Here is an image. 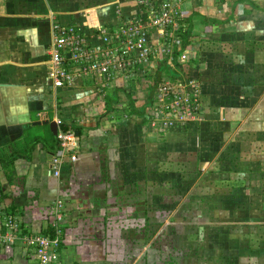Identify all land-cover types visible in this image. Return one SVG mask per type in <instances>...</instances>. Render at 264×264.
<instances>
[{"label": "crops", "instance_id": "crops-1", "mask_svg": "<svg viewBox=\"0 0 264 264\" xmlns=\"http://www.w3.org/2000/svg\"><path fill=\"white\" fill-rule=\"evenodd\" d=\"M147 1L167 0H0V158L32 144L31 160L0 162V210L26 233H50L60 200L58 264H154L153 231L140 224L152 222L147 208L172 173L240 175L241 204L264 206V0H170L183 13V54L159 50L148 70L104 87L83 79L53 89L47 80L53 23L110 27ZM162 80L195 83L200 118L160 113ZM44 121L77 138L76 160L64 156L59 177L51 167L57 138L35 124ZM0 264L37 260L17 245L0 247Z\"/></svg>", "mask_w": 264, "mask_h": 264}, {"label": "built area", "instance_id": "built-area-1", "mask_svg": "<svg viewBox=\"0 0 264 264\" xmlns=\"http://www.w3.org/2000/svg\"><path fill=\"white\" fill-rule=\"evenodd\" d=\"M144 9V12L133 18L98 29H86L78 24L53 23L52 39L46 52V78L53 89L71 88L75 82L83 79H98L102 82L98 85L102 86L116 77H128L148 68L147 65L155 55L153 49L156 53L160 50L166 57L171 55L173 58L174 53L169 51L164 42L159 50L155 49V46L160 45L157 35L164 37L183 30L182 11L170 0L155 5L147 1ZM173 42L175 47L181 49L183 41L175 37ZM156 94L160 101V113L169 118L182 122L200 118V89L192 81L181 86L162 80L157 84ZM57 140L59 152L51 163L55 177L60 176L64 156L75 161L77 155L74 152L78 148L73 131H60ZM62 208L61 201H56L50 233H26L19 217L0 210V247L19 245L30 251L37 264H58Z\"/></svg>", "mask_w": 264, "mask_h": 264}, {"label": "rangeland", "instance_id": "rangeland-1", "mask_svg": "<svg viewBox=\"0 0 264 264\" xmlns=\"http://www.w3.org/2000/svg\"><path fill=\"white\" fill-rule=\"evenodd\" d=\"M184 33L180 30L164 37L157 35L160 45L155 49L164 42L172 53L183 54L173 41L177 37L181 42ZM153 53L159 55L154 49ZM192 171H188L186 180L184 175H170L169 190L159 189L158 196L151 199L154 206L147 208L153 214L152 222L140 224L142 229L153 231L147 238L155 250L153 263L264 264V206L241 204L245 186L240 175L227 181L224 175L195 176ZM253 178L256 187L258 181L255 175ZM161 194L167 200H160ZM257 231L262 232L260 237Z\"/></svg>", "mask_w": 264, "mask_h": 264}, {"label": "trees", "instance_id": "trees-1", "mask_svg": "<svg viewBox=\"0 0 264 264\" xmlns=\"http://www.w3.org/2000/svg\"><path fill=\"white\" fill-rule=\"evenodd\" d=\"M184 45H185V41H184ZM66 127H63V130H65ZM37 141V140H36ZM56 141L58 142V140L56 139ZM33 143V142H32ZM34 144V143H33ZM30 146H32V144H29V147L27 148V150H25L24 152H20L19 150L13 151L11 154H9L7 157H3L0 158V162L4 165L7 166V164H11L12 162H14L16 159L19 158H24L26 160H31L32 159V155H31V150ZM9 160L10 163H7V161Z\"/></svg>", "mask_w": 264, "mask_h": 264}, {"label": "water", "instance_id": "water-1", "mask_svg": "<svg viewBox=\"0 0 264 264\" xmlns=\"http://www.w3.org/2000/svg\"><path fill=\"white\" fill-rule=\"evenodd\" d=\"M38 126H46L48 125L50 128L51 133L53 134L54 137L57 138V124L55 122H51L49 123L48 121H44V122H38L35 123Z\"/></svg>", "mask_w": 264, "mask_h": 264}]
</instances>
